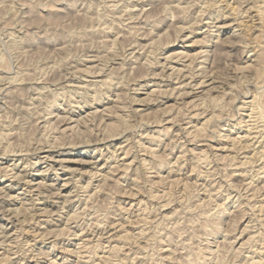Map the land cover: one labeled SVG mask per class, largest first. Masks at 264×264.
I'll return each mask as SVG.
<instances>
[{
    "label": "rangeland",
    "instance_id": "1",
    "mask_svg": "<svg viewBox=\"0 0 264 264\" xmlns=\"http://www.w3.org/2000/svg\"><path fill=\"white\" fill-rule=\"evenodd\" d=\"M263 7L264 0H0V264H85L88 256L86 264H103L114 245L110 264L264 261V78L254 67L264 53ZM143 213L148 232L137 238ZM129 225L134 236L125 243L117 236ZM95 242L104 249L94 252ZM85 245L91 250L80 257Z\"/></svg>",
    "mask_w": 264,
    "mask_h": 264
},
{
    "label": "bare ground",
    "instance_id": "2",
    "mask_svg": "<svg viewBox=\"0 0 264 264\" xmlns=\"http://www.w3.org/2000/svg\"><path fill=\"white\" fill-rule=\"evenodd\" d=\"M115 1H116V0H115ZM127 1H128V0H127ZM138 1H139V0H138ZM214 1H215V0H214ZM109 2H111V1H109ZM118 2H120V1H118ZM125 2H126V1H125ZM204 2H205V1H204ZM220 2H221V0H220ZM167 3H168V2H167ZM226 3H227V2H226ZM109 4H110V3H109ZM220 4H221V3H220ZM227 4H228V3H227ZM255 4H256V3H255ZM118 5H119V4H118ZM185 5H186V4H185ZM185 5H184V6L182 5V6L185 7ZM239 5H240V4H239ZM239 5H238V6H239ZM260 5H261V4H260ZM260 5H259V6H260ZM164 6H165V5H164ZM177 6H178V5H177ZM230 6H231V5H230ZM230 6H228V7H230ZM252 6H253V5H252ZM256 6H257V5H256ZM122 7H123V6H122ZM165 7H166V6H165ZM187 7H188V6H187ZM192 7H193V6H192ZM231 7L233 8V7H235V6H231ZM240 7H241V5H240ZM250 7H251V6H250ZM250 7H249V8H250ZM253 7H254V6H253ZM253 7H252V8H253ZM257 7H258V6H257ZM109 8H110V7H109ZM166 8H168V7H166ZM185 8H186V7H185ZM236 8H237V7H236ZM252 8H250V9H252ZM263 8H264V7H263ZM122 9H123V8H122ZM127 9H128V8H127ZM127 9H126V10H127ZM130 9H131V8H130ZM130 9H129V10H130ZM138 9H139V8H138ZM186 9H187V8H186ZM254 9H255V8H254ZM111 10H112V9H111ZM201 10H202V8H201ZM220 10H222V9H220ZM223 10H224V9H223ZM229 10H230V9H229ZM229 10H228V11H229ZM238 10H239V9H238ZM240 10H242V9H240ZM247 10H248V9H247ZM247 10H244V11H247ZM259 10H260V9H259ZM83 11H84V10H83ZM117 11H118V10H117ZM140 11L142 12V10H140ZM165 11H166V10H165ZM183 11H184V10H183ZM199 11H200V10H199ZM199 11H198V13H199ZM217 11H218V10H217ZM244 11H243V13H244ZM260 11L262 12V11H264V9H261ZM84 12H85V11H84ZM125 12H126V11H125ZM221 12H222V11H221ZM231 12H233V15H234V16H240V15H241V13H239V11H236V9H234V8L231 9ZM240 12H241V11H240ZM247 12H248V11H247ZM119 13H120V12H119ZM122 13H123V12H122ZM134 13H135V12H134ZM146 13H147V12H146ZM111 14H112V13H111ZM120 14H121V13H120ZM138 14H139V13H138ZM255 14H256V13H255ZM131 15H132V14H131ZM174 15H175V14H174ZM225 15H226V14H225ZM242 15L244 16V14H242ZM242 15H241V16H242ZM245 15H246V14H245ZM256 15H257V14H256ZM260 15L262 16L263 14H260ZM260 15H257L258 20L260 21V22L258 23L259 26L262 25V24L264 23V21H263V23H262V19H261ZM114 16H115V15L113 14V17H114ZM123 16H124V15H123ZM172 16H173V15H172ZM178 16H179V15H178ZM231 16H232V15H231ZM243 16H242V17H243ZM84 17H85V16H84ZM84 17H83V18H84ZM113 17H112V18H113ZM117 17H118V15H117ZM133 17H134V16H132V18H133ZM138 17H139V16H138ZM175 17H176V16H175ZM201 17H202V16H201ZM248 17H249V16H248ZM248 17H247V19H248ZM235 18H236V17H235ZM114 19H115V18H114ZM174 19H175V18H174ZM201 19H202V18H201ZM209 19H210V18H209ZM215 19L217 20V17H216ZM129 20H130V19H129ZM177 20H178V19H177ZM223 20H224V19H223ZM232 20H233V19H232ZM196 21H197V20H196ZM213 21H214V20H213ZM251 21H252V20H251ZM239 22H240V21H239ZM109 23H110V22H109ZM118 23H119V22H118ZM175 23H176V22H175ZM197 23H198V22H197ZM211 23H212V22H211ZM211 23H210V24H211ZM229 23H230V22H229ZM240 23H243L245 26H246V24H247L246 22H245V23L242 22V20H241ZM243 24H242V25H243ZM258 24H257V25H258ZM122 25H123V24H122ZM137 25H138V24H137ZM139 25H140V24H139ZM139 25H138V26H139ZM198 25H199V24H198ZM207 25H208V24H207ZM228 25H230V24H228ZM175 26H176V25H175ZM178 26H179V25H178ZM180 26H181V25H180ZM180 26H179V28H180ZM186 26H187V25H186ZM223 26H227V24H226V23H223V24H220V25H218V26L216 25V27H218V28H222ZM250 26H251V25H250ZM262 26H263V25H262ZM111 27H112V26H111ZM119 27H120V26H119ZM173 27H174V26H173ZM176 27H177V26H176ZM181 27H182V26H181ZM184 27H185V26H184ZM246 27H248V26H246ZM114 28H115V27H114ZM133 28H134V27H133ZM174 28H175V27H174ZM214 28H215V27H214ZM259 28H261V27H259ZM121 29H122V28H121ZM261 29H262V28H261ZM136 30H137V29H136ZM248 30H249V29H248ZM106 31H107V30H106ZM261 31H262V30H261ZM263 32H264V29H263ZM116 33H117V32H116ZM138 33H139V32H138ZM180 33H181V32H180ZM261 33H262V32H260V34H261ZM110 34H111V33H110ZM120 34H121V33H120ZM136 34H137V33H136ZM118 35H119V34H118ZM203 35H204V34H203ZM115 36H116V35H115ZM185 36H186V35H185ZM263 36H264V34H263ZM101 37H102V36H101ZM218 37H219V36H218ZM259 38H261L260 41H263V42H264V39H263L262 36L259 37ZM101 39H102V38H101ZM113 39H114V38H113ZM113 39H112V40H113ZM203 39H204V38H203ZM25 40H26V39H25ZM104 40H105V39H104ZM114 40H116V39H114ZM239 40H240V39H239ZM105 41H106V40H105ZM214 41H215V40H214ZM100 42H101V41H100ZM109 42H110V41H109ZM111 42H112V41H111ZM117 42H119V40H117ZM205 42H206V41H205ZM235 42H236V41H235ZM256 42H257V41H256ZM121 43H123V42H121ZM133 43H136V42L134 41ZM100 44H101V43H100ZM103 44H104V43H103ZM130 44H132V43H130ZM254 44H255V43H254ZM217 45H218V44H217ZM242 45H243V43H242ZM248 45H249V44H248ZM255 45H256V44H255ZM257 45H258V42H257ZM259 45H260V42H259ZM263 45H264V44H263ZM98 46H99V45H98ZM98 46H97V47H98ZM111 46H112V45H111ZM137 46H138V45H137ZM137 46H136V47H137ZM144 46H145V45H144ZM226 46H227V45H226ZM260 46H261V45H260ZM60 47H61V46H60ZM115 47H116V46H115ZM120 47H121V46H120ZM140 47H141V46H140ZM244 47H245V46H244ZM63 48H64V47H63ZM100 48H101V47H100ZM123 48H124V47H123ZM123 48H121V49H123ZM144 48H145V47H144ZM260 48H262V47H260ZM112 49H113V48H112ZM212 49H213V48H212ZM95 50H96V49H95ZM104 50H105V49H104ZM109 50H110V49H109ZM115 50H116V49H115ZM141 50H142V49H141ZM260 50L263 51L262 49H260ZM107 51H108V50H107ZM111 51H112V53H113V50H111ZM122 51H123V50H122ZM133 51H135V50H133ZM202 51H203V50H202ZM212 51H213V50H212ZM176 52H177V51H176ZM181 52H182V51H181ZM200 52H201V51H200ZM204 52H206V51H204ZM59 53H60V52H59ZM112 53H111V54H112ZM184 53H185V52H183V55H184ZM258 53H259V51H258ZM260 53H261V52H260ZM101 54H102V53H101ZM101 54H99V55L101 56ZM176 54H178V53H176ZM195 54H196V53H195ZM103 55H104V54H103ZM103 55H102V56H103ZM124 55H125V54H124ZM174 55H175V53H174ZM197 55H198V54H197ZM258 55H259V54H258ZM96 56H97V55H96ZM152 56H153V55H152ZM177 56H178V55H177ZM256 56H257V55H256ZM103 57H104V56H103ZM106 57H107V56H106ZM246 57H247V56H246ZM62 58H63V57H62ZM100 58H101V57H100ZM100 58H99V59H100ZM147 58H148V57H147ZM165 58H168V59H169V56H168V57L166 56ZM170 58H171V57H170ZM185 58H186V57H185ZM210 58H211V57H210ZM63 59H64V58H63ZM76 59H77V58H76ZM82 59H83V57H82ZM168 59H165V60H168ZM172 59H173V58H172ZM175 59H176V58H175ZM177 59H178V58H177ZM193 59H194V57H193ZM1 60H2V57H1ZM47 60H48V59H47ZM90 60H91V59H90ZM252 60H253V59H252ZM252 60H250V61H252ZM136 61H137V60H135V62H136ZM148 61H150V60H148ZM201 61H202V60H201ZM211 61H212V60H211ZM140 62H141V61H140ZM145 62H146V61H145ZM189 62H190V61H189ZM189 62H188L187 64H189ZM254 62H255V63H254L255 66H254V67H256L255 70H256V72H257V73H255V75L257 74L259 78H260V77H261V78H264V77L261 76V73L264 74V72H262V68L264 67V53H263V54L261 53V54L259 55V57L257 56V59L255 58V61H254ZM6 63H7V62H6ZM98 63H99V62H98ZM132 63H133V62H132ZM213 63H214V62H213ZM1 64H2V63H1ZM52 64H53V63H52ZM140 64H141V63H140ZM185 64H186V63H185ZM191 64H192V63H191ZM191 64H190V65H191ZM248 64H249V63H248ZM252 64H253V63H252ZM252 64H251V65H252ZM254 64H253V65H254ZM42 65H43V64H42ZM48 65H49V64H48ZM53 65H54V64H53ZM65 65H66V64H65ZM70 65H71V64H70ZM102 65H103V64H102ZM106 65H107V64H106ZM106 65H105V66H106ZM147 65H148V64H147ZM190 65H189V66H190ZM209 65H210V64H209ZM211 65H212V64H211ZM211 65H210V67H211ZM236 65H237V64H236ZM251 65H250L249 67H251ZM253 65H252V66H253ZM54 66L56 67V63H55ZM67 66H68V65H67ZM87 66H88V65H87ZM122 66H123V65H122ZM128 66H129V65H128ZM149 66H150V65H149ZM152 66H153V65H152ZM182 66H183V65H182ZM202 66H203V65H202ZM204 66H205V65H204ZM237 66H238V65H237ZM59 67H60V66H59ZM134 67H135V66H134ZM143 67H146V66H143ZM166 67H167V66H166ZM243 67H244V68H242V67H240V68L243 70V69H245L247 66H246V67L243 66ZM254 67H253V68H254ZM64 68H65V67H64ZM85 68H86V66H85ZM99 68H101V67H99ZM108 68H109V67H108ZM123 68H124V67H123ZM126 68H127V67H126ZM140 68H141V67H140ZM161 68H162V67H161ZM161 68H160V69H161ZM164 68H165V67H163V69H164ZM171 68L173 69L174 67H171ZM44 69H45V68H44ZM103 69H104V68H103ZM103 69H101V70H103ZM110 69H111V68H110ZM129 69L131 70V68H129ZM133 69H134V68H133ZM141 69H142V68H141ZM147 69H148V68H147ZM172 69H170V70H172ZM193 69H194V68H193ZM199 69H200V68H199ZM205 69H206V68H205ZM237 69H238V68H237ZM58 70H59V69H58ZM60 70H61V69H60ZM68 70H69V69H68ZM73 70H75V69H73ZM77 70H78V69H77ZM80 70H82V69L80 68ZM85 70H86V69H85ZM101 70H100V71H101ZM164 70H165V69H164ZM164 70H162V71H164ZM179 70H181V69H178V71H179ZM232 70H233V69H232ZM238 70H239V69H238ZM238 70H237V71H238ZM251 70H252V69H251ZM20 71H21V70H20ZM45 71H46V70H45ZM54 71H55V70H54ZM64 71H65V70H64ZM66 71H67V70H66ZM78 71H79V70H78ZM87 71H88V70H86V72H87ZM97 71H98V70H97ZM107 71H108V70H107ZM112 71H113V70H112ZM181 71H182V70H181ZM212 71H213V70H212ZM212 71H211V72H212ZM48 72H49V71H48ZM71 72H72V71H71ZM73 72H74V71H73ZM104 72H105V71H104ZM129 72H130V71H129ZM175 72H177L176 69H175ZM175 72H174V73H175ZM190 72H191V71H190ZM21 73H22V72H21ZM43 73H44V72H43ZM93 73H94V72H93ZM97 73H98V72H97ZM142 73H143V72H142ZM162 73H163V72H162ZM169 73H170L171 75H173V74L171 73V71H169L168 74H169ZM177 73H178V72H177ZM239 73H240V72H239ZM46 74H47V73H46ZM71 74H72V73H71ZM105 74H106V73H105ZM128 74H129V73H128ZM144 74H146V73H144ZM144 74H143V75H144ZM152 74H153V73H152ZM170 74H169V75H170ZM192 74H193V73H192ZM251 74H252V73H251ZM263 74H262V75H263ZM14 75H15V74H14ZM78 75H79V74H78ZM84 75H85V74H84ZM92 75H93V74H92ZM96 75H97V74H96ZM171 75H170V76H171ZM179 75H180V73H179ZM184 75H185V74H184ZM184 75H182V76L184 77ZM205 75H206V74H205ZM210 75H211V74H210ZM15 76H16V75H15ZM76 76H77V75H76ZM122 76H123V75H122ZM124 76H125V75H124ZM126 76H127V75H126ZM126 76H125V77H126ZM152 76H153V75H152ZM154 76H155V75H154ZM177 76H178V75H177ZM182 76H181V77H182ZM188 76H189V75H188ZM190 76H191V75H190ZM217 76H218V75H217ZM263 76H264V75H263ZM0 77H3V76H0ZM8 77H9V76H8ZM37 77H38V76H37ZM43 77H44V76H43ZM43 77H42V78H43ZM65 77H66V76H65ZM159 77H161V76H159ZM195 77H196V76H195ZM203 77H205V76H203ZM203 77H202V79H203ZM215 77H216V76H215ZM253 77H254V76H253ZM3 78H4V77H3ZM12 78H13V77H12ZM42 78H40V79H42ZM80 78H81V77H80ZM127 78H128V77H127ZM169 78H170V77H169ZM185 78H186V77H185ZM205 78H206V77H205ZM228 78H229V77H228ZM55 79H56V78H55ZM122 79H123V77L121 78V80H122ZM124 79H125V78H124ZM189 79L192 80L190 77H189ZM257 79H258V78H257ZM12 80H13V79H12ZM43 80H44V79H43ZM43 80H42V81H43ZM125 80H126V79H125ZM179 80H181V79H179ZM194 80H195V79H194ZM227 80H228V79H227ZM227 80H226V81H227ZM237 80H238V79H237ZM246 80H247V79H246ZM249 80H250V79H249ZM255 80H256V79H255ZM258 80H259V79H258ZM260 80H261V79H260ZM262 80H263V79H262ZM75 81H76V80H75ZM95 81H96V80H95ZM107 81H109L108 84H110L111 79H110V80H107ZM114 81H115V80H114ZM200 81H201V79H200ZM202 81H203V80H202ZM215 81H216V80H215ZM222 81H223V80H222ZM239 81H240V80H239ZM244 81H245V80H244ZM253 81H254V80H253ZM263 81H264V80H263ZM45 82H46V81H45ZM96 82H97V81H96ZM100 82H101V81H100ZM104 82H106V81H104ZM104 82H103V84H104ZM188 82L190 83L189 80H188ZM247 82H248V81H247ZM0 83H1V82H0ZM19 83H21V82H19ZM22 83H23V82H22ZM71 83H72V82H71ZM71 83H70V84H71ZM164 83H165V82H164ZM262 83H263V82H262ZM67 84H69V83H67ZM88 84H89V83H88ZM103 84H102V85H103ZM111 84H112V83H111ZM111 84H110V85H111ZM123 84H124V83H123ZM183 84H186V83H183ZM195 84H196V82H195ZM199 84H200V83H199ZM199 84H198V85H199ZM204 84H205V83H204ZM204 84H202V85H204ZM245 84H246V83H245ZM260 84H261V83H260ZM99 85H100V84H99ZM99 85H98V86H99ZM110 85H108V86H110ZM119 85H120V84H119ZM178 85H180V84H178ZM186 85H187V84H186ZM217 85H218V84H217ZM230 85H231V84H230ZM232 85H233V84H232ZM95 86H96V85H95ZM181 86H182V85H181ZM187 86H188V85H187ZM199 86H200V85H199ZM92 87H93V86H92ZM105 87H106V86H105ZM111 87H112V86H111ZM179 87H180V86H179ZM61 88H62V87H61ZM101 88H102V87H101ZM103 88H104V86H103ZM118 88H119V87H118ZM194 88H195V86H194ZM237 88H238V87H237ZM246 88H247V87H246ZM40 89H41V88H40ZM170 89H171V88H170ZM209 89L211 90V88H209ZM79 90H80V89H79ZM93 90H94V89H93ZM93 90H92V92H93ZM99 90H100V89H99ZM152 90H153V89H152ZM160 90H161V89H160ZM184 90H185V89H184ZM207 90H208V89H207ZM44 91H45V90H44ZM57 91H58V90H57ZM74 91H75V90H74ZM101 91H102V90H101ZM166 91H167V90H166ZM36 92H37V91H36ZM53 92H54V91H53ZM61 92H62V91H61ZM81 92H82V90H81ZM84 92H86V91H84ZM98 92H99V91H98ZM164 92H165V91H164ZM186 92H187V91H186ZM209 92H210V91H209ZM245 92H246V91H245ZM31 93H32V92H31ZM43 93H44V92H43ZM96 93H97V91H96ZM100 93H101V92H100ZM121 93H122V92H121ZM182 93L184 94L183 91H182ZM182 93H181V94H182ZM189 93H190V92L185 93V94L188 95ZM224 93H225V92H224ZM228 93H229V92H228ZM230 93H233V92H230ZM243 93H244V92H243ZM257 93H258V92H257ZM55 94H56V93H55ZM67 94H68V93H67ZM92 94H93V93H92ZM94 94H95V93H94ZM97 94H98V93H97ZM103 94H104V93H103ZM161 94H162V92H161ZM181 94H179V95H181ZM183 94H182L181 96H183ZM204 94H205V93H204ZM212 94H213V93H212ZM114 95H115V94H114ZM116 95H117V94H116ZM214 95H215V94H214ZM222 95H223V94H222ZM232 95H233V94H232ZM243 95H245V94H243ZM254 95H255V94H254ZM254 95H253V96H254ZM57 96H58V95H57ZM83 96H84V94H83ZM97 96H98V95H97ZM181 96H180V97H181ZM228 96H229V95H228ZM2 97H3V96H2ZM45 97H46V96H45ZM59 97H60V96H59ZM70 97H71V96H70ZM91 97H92V100H93V101H97L96 94H95V95H92ZM229 97H230V96H229ZM235 97H236V96H235ZM30 98H31V97H30ZM82 98H83V97H82ZM254 98H255V96H254ZM68 99H69V98H68ZM132 99H133V98H132ZM191 99H193V98H191ZM203 99H204V98H203ZM209 99H210V98H209ZM211 99H212V101H213V98H211ZM219 99H220V98H219ZM27 100H28V99H27ZM29 100H30V99H29ZM45 100H46V99H45ZM48 100H49V99H48ZM84 100H85V99H84ZM90 100H91V99H90ZM119 100H120V99H119ZM205 100H206V99H205ZM214 100H215V98H214ZM216 100H217V99H216ZM227 100H228V99H227ZM229 100H230V99H229ZM236 100H237V99H236ZM254 100H255V99H254ZM256 100H257V99H256ZM256 100H255V101H256ZM30 101H31V100H30ZM49 101H50V100H49ZM207 101H208V100H207ZM225 101H226V100H225ZM259 101H260V99H259ZM261 101H262V100H261ZM79 102H80V101H79ZM192 102H193V101H192ZM195 102H196V101H195ZM203 102H204V100H203ZM203 102H202V104H203ZM210 102H211V101H210ZM217 102H218V101H217ZM217 102H216V103H217ZM231 102H232V101H231ZM246 102H247V101H246ZM253 102H254V101H253ZM253 102L250 100V102H249L250 105H252ZM56 103H57V102H56ZM87 103H88V102H87ZM89 103H90V102H89ZM89 103H88V104H89ZM121 103H122V102H121ZM189 103H190V102H189ZM197 103H198V102H197ZM218 103H219V102H218ZM222 103H224V102H222ZM243 103H244V102H243ZM256 103H257V102H256ZM260 103H261V102H260ZM262 103H263V101H262ZM37 104H38V103H37ZM42 104H43V103H42ZM60 104H61V103H60ZM207 104H208V103H207ZM209 104H210V103H209ZM48 105H49V104H48ZM69 105H70V104H69ZM127 105H128V104H127ZM127 105H126V106H127ZM203 105H204V104H203ZM240 105H241V104H240ZM253 105H254V104H253ZM253 105H252V106H253ZM255 105H256V104H255ZM259 105H260V104H259ZM262 105H263V104H262ZM80 106H81V105H80ZM90 106H91V105H90ZM112 106H113V105H112ZM124 106H125V105H124ZM256 106H257V105H256ZM34 107H35V106H34ZM110 107H111V106H110ZM113 107H114V106H113ZM121 107H122V106H121ZM220 107H222V105H220ZM0 108H1V107H0ZM28 108H29V107H28ZM49 108H50V107H49ZM68 108H69V107H68ZM114 108H115V107H114ZM117 108H118V107H117ZM122 108H123V107H122ZM122 108H121V109H122ZM197 108H198V107H197ZM237 108H238V107H237ZM249 108H250V107H249ZM251 108H252V107H251ZM253 108H256V107H253ZM253 108L251 109V111L253 110ZM34 109H35V108H34ZM106 109H107V108H106ZM112 109H113V108H112ZM208 109H209V108H208ZM221 109H222V108H221ZM256 109H257V108H256ZM256 109L253 111V115H252L254 121H257V120L260 119V118H259L260 116H258V112H259V111H256ZM0 110H1V109H0ZM30 110H31V109H30ZM82 110H83V109H82ZM95 110H96V109H95ZM113 110H114V109H113ZM205 110H207V109H205ZM257 110H258V109H257ZM35 111H36V110H35ZM97 111H98V110H97ZM91 112H94V110L91 111ZM185 112H186V111H185ZM195 112H196V111H195ZM201 112H202V111H201ZM211 112H213V111H211ZM220 112H221V111H220ZM224 112H225V111H224ZM226 112H227V111H226ZM77 113H78V112H77ZM107 113H108V112H107ZM186 113H187V112H186ZM202 113H203V112H202ZM218 113H219V112H218ZM250 113H252V112H250ZM259 113L261 114V112H259ZM47 114H48V113H47ZM65 114H66V113H65ZM116 114H117V113H116ZM119 114H120V113H119ZM119 114H118V115H119ZM184 114H185V113H184ZM184 114H183V115H184ZM192 114H193V113H192ZM203 114H204V113H203ZM206 114H207V113H206ZM211 114H212V113H211ZM36 115H37V114H36ZM41 115H42V114H41ZM41 115H39V116H41ZM77 115H78V114H77ZM84 115H85V114H84ZM122 115H123V114H122ZM181 115H182V114H181ZM183 115H182V117H183ZM199 115H201V114H199ZM207 115H208V114H207ZM212 115H213V114H212ZM217 115H218V114H217ZM226 115H227V114H226ZM48 116H49V115H48ZM62 116H63V115H62ZM66 116H67V115H66ZM87 116L89 117V115H87ZM90 116H91V115H90ZM93 116H94V115H93ZM176 116H177V115H176ZM219 116H220V115H219ZM25 117H26V116H25ZM64 117H65V115H64ZM68 117H69V116H68ZM80 117H81V116H80ZM80 117H78V118H80ZM85 117H86V116H85ZM130 117H131V116H130ZM177 117H178V116H177ZM185 117H186V116H185ZM200 117H201V116H200ZM233 117H234V115H233ZM4 118H5V117H4ZM29 118H30V117H29ZM53 118H54V117H53ZM59 118H60V116H59ZM61 118H62V117H61ZM61 118H60V119H61ZM69 118H70V117H69ZM69 118H68V119H69ZM92 118H93V117H92ZM121 118H122V117H121ZM121 118H120V119H121ZM123 118H125V117L123 116ZM190 118H191V117H190ZM213 118H214V117H213ZM218 118H219V117H218ZM222 118H223V117H222ZM228 118H229V116H228ZM258 118H259V119H258ZM262 118H263V117H262ZM0 119H1V118H0ZM19 119H20V118H18V120H19ZM66 119H67V118H66ZM68 119H67V120H68ZM76 119H77V118H76ZM76 119H75V120H76ZM80 119L82 120V117H81ZM86 119H87V118H86ZM114 119H115V118H114ZM118 119H119V118H118ZM120 119H119V120H120ZM250 119H251V118H250ZM54 120H55V119H54ZM71 120H72V119H71ZM71 120H70V122H71ZM73 120H74V119H73ZM75 120H74V121H75ZM81 120H80V121H81ZM103 120H104V119H103ZM210 120H211V118H210ZM5 121H6V120H5ZM19 121H20V120H19ZM37 121H39V120H37ZM62 121H63V120H60V122H62ZM68 121H69V120H68ZM83 121H84V120H83ZM83 121H82V122H83ZM85 121H86V120H85ZM93 121H94V120H93ZM110 121H111V120H110ZM115 121H117V120H115ZM121 121L123 122V120H121ZM177 121H178V120H177ZM184 121H185V120H184ZM250 121H251V120H250ZM252 121H253V120H252ZM260 121H261V119H260ZM263 121H264V120H263ZM60 122H59V123H60ZM66 122H67V121H66ZM91 122H92V119H91ZM105 122H106V121H105ZM118 122H119V121H118ZM118 122H117V123H118ZM261 122H262V121H261ZM1 123H3V122H1ZM62 123H63V122H62ZM99 123H100V122H99ZM114 123H115V122H114ZM114 123H112L113 125L110 124V125H112L111 128L114 129L113 131L117 130V124H116V123L114 124ZM119 123H121V122H119ZM161 123H162V122H161ZM255 123H256V122H255ZM263 123H264V122H263ZM263 123H262V124H263ZM35 124H36V123H35ZM43 124H44V123H43ZM49 124H50V123H49ZM76 124H78V123H76ZM79 124H80V123H79ZM79 124H78V126H79ZM82 124H83V123H82ZM86 124H87V123H86ZM126 124H127V123H126ZM126 124H125V125H126ZM22 125H23V124H22ZM60 125H61V124H60ZM98 125H99V124H98ZM98 125H97V126H98ZM229 125H231V124H229ZM257 125H258V123H257ZM10 126H11V125H10ZM42 126H43V125H42ZM45 126H46V125H45ZM87 126H88V125H87ZM87 126H86V127H87ZM119 126H120V125H119ZM121 126H122V125H121ZM204 126H205V125H204ZM204 126H202L203 128L200 126L201 129H204ZM261 126H262V125H261ZM38 127H39V126H38ZM43 127H44V126H43ZM51 127H52V126H51ZM53 127H54V126H53ZM69 127H70V126H69ZM80 127H81V126H80ZM108 127H109V126L107 125V129H108ZM169 127H170V126H169ZM169 127H168V128H169ZM180 127H181V126H180ZM193 127H195V126H193ZM197 127H199V126H197ZM221 127H222V126H221ZM254 127H255V126H254ZM18 128H19V127H18ZM44 128H45V127H44ZM57 128H58V127H57ZM63 128H64V127H63ZM75 128H76V127H75ZM88 128H89V127H88ZM102 128H105V127H102ZM133 128H134V127H133ZM168 128H167V129H168ZM217 128H218V127H217ZM257 128H258V127H257ZM3 129H4V128H3ZM71 129H72V128H71ZM109 129H110V128H109ZM124 129H125V127H124ZM220 129H221V128H220ZM222 129H223V128H222ZM49 130H50V129H49ZM64 130H65V129H64ZM69 130H70V129H69ZM74 130H75V129H74ZM98 130H99V129H98ZM195 130H199V129H198V128H195ZM256 130L259 131V133H261V132L263 131V128H259V129H256ZM15 131H17V130H15ZM39 131H40V130H39ZM62 131H63V130H62ZM104 131H105V130H104ZM111 131H112V130H111ZM111 131H110V132H111ZM156 131H157V130H156ZM186 131H187V130H186ZM1 132H2V131H1ZM45 132H46V131H45ZM63 132H64V131H63ZM80 132H81V131H80ZM91 132H92V131H91ZM118 132H119V131H118ZM164 132H165V131H164ZM188 132H189V131H188ZM194 132H195V131H194ZM9 133H11V132H9ZM42 133H43V132H42ZM61 133H62V132H61ZM66 133H68V132H66ZM66 133H65V134H66ZM70 133H71V132H70ZM72 133H73V132H72ZM81 133H82V132H81ZM97 133H98V131H97ZM108 133H109V132H108ZM114 133H116V131H115ZM159 133H160V132H159ZM183 133H184V132H183ZM192 133H193V132H192ZM198 133L200 134V131H198ZM6 134H7V133H6ZM119 134H120V133H119ZM178 134H179V133H178ZM205 134H206V133H205ZM14 135H15V134H14ZM72 135H73V134H72ZM101 135H102V134H101ZM110 135H111V134H110ZM142 135H144V134H142ZM207 135H208V134H207ZM251 135H252V134H251ZM260 135H261V134H260ZM42 136H43V135H42ZM44 136H45V135H44ZM47 136H48V134H47ZM52 136H53V135H52ZM68 136H70V135H68ZM74 136H75V135H74ZM139 136H140V135H139ZM147 136H149V135H147ZM164 136H165V135H164ZM202 136H203V135H202ZM222 136H223V135H222ZM224 136H225V135H224ZM253 136H254V135H253ZM255 136L257 137V134H255ZM82 137H83V136H82ZM93 137H94V136H93ZM109 137H110V136H109ZM145 137H146V136H145ZM179 137H180V136H179ZM237 137H238V136H237ZM246 137H247V136H246ZM250 137H251V136H250ZM258 137H259V136H258ZM260 137H261V136H260ZM55 138H56V137H55ZM104 138H105V137H104ZM106 138H107V137H106ZM192 138H193V137H192ZM195 138H196V137H195ZM244 138H245V137H244ZM248 138H249V137H248ZM261 138H262V137H261ZM3 139H4V138H3ZM5 139H6V138H5ZM77 139H80V138L77 137ZM81 139H82V138H81ZM96 139H97V138H96ZM99 139H100V138H99ZM149 139H150V138H149ZM232 139H233V138H232ZM82 140H83V139H82ZM100 140H101V139H100ZM185 140H186V139H185ZM36 141H37V140H36ZM45 141H46V140H45ZM57 141H58V140H57ZM77 141H78V140H77ZM83 141H84V140H83ZM85 141H86V140H85ZM89 141H90V140H89ZM93 141H94V140H93ZM97 141H98V140H97ZM59 142H60V141H59ZM249 142H250V141H249ZM7 143H8V142H7ZM9 143H10V142H9ZM80 143H82V142H80ZM88 143H89V142H88ZM134 143H135V142H134ZM171 143H172V142H171ZM189 143H190V142H189ZM204 143H205V142H204ZM247 143H248V142H247ZM260 143H261V142H260ZM47 144H48V143H47ZM53 144H54V143H53ZM53 144H52V145H53ZM58 144H59V143H58ZM58 144H57V146H58ZM62 144H63V143H62ZM78 144H79V143H78ZM83 144H84V143H83ZM85 144H86V143H85ZM141 144H142V143H141ZM236 144H237V143H236ZM242 144H243V143H242ZM245 144H246V143H245ZM262 144H263V143H262ZM6 145H7V144H6ZM251 145H252V144H251ZM259 145H260V144H259ZM263 145H264V144H263ZM207 146H208V145H207ZM6 147H7V146H6ZM167 147H168V145H167ZM233 147H234V146H233ZM235 147H236V146H235ZM48 148H49V147H48ZM141 148H142V147H141ZM152 148H153V147H152ZM164 148H165V147H164ZM186 148H187V147H186ZM211 148H212V146H211ZM215 148L217 149V146H216ZM230 148H232V147H230ZM230 148H229V149H230ZM240 148H241V147H240ZM259 148H260V147H259ZM7 149H8V148H7ZM52 149H53V148H52ZM120 149H121V148H120ZM150 149H151V148H150ZM165 149H166V148H165ZM168 149H169V147H168ZM234 149H235V148H234ZM238 149H239V148H238ZM243 149H244V148H243ZM263 149H264V147H263ZM12 150H13V149H12ZM36 150H37V149H36ZM46 150H47V149H46ZM113 150H114V149H113ZM188 150H189V149H188ZM259 150H260V149H259ZM3 151H4V150H3ZM25 151H26V150H25ZM152 151H153V150H152ZM154 151H155V150H154ZM244 151H245V150H244ZM199 152H200V151H199ZM240 152H241V151H240ZM253 152H254V151H253ZM28 153H29V152H28ZM238 153H239V152H238ZM259 153H260V152H259ZM259 153H258V154H259ZM128 154H129V153H128ZM151 154L154 155V153H151ZM165 154H166V153H165ZM165 154H164V155H165ZM198 154H199V153H198ZM208 154H209V153H208ZM217 154H218V153H216V155H217ZM263 154H264V150H263ZM149 155H150V154H149ZM153 155H152V156H153ZM167 155H168V154H167ZM211 155H212V154H211ZM225 155H226V154H225ZM251 155H252V154H251ZM259 155H261V154H259ZM157 156H158V155H157ZM161 156H162V155H161ZM168 156H169V155H168ZM183 156H184V155H183ZM219 156H220V155H219ZM245 156H246V155H245ZM249 156H250V155H249ZM46 157H47V156H46ZM169 157H170V156H169ZM200 157H201V156H200ZM220 157H221V156H220ZM223 157H224V156H223ZM232 157H233V156H232ZM109 158H110V157H109ZM165 158H166V157H165ZM191 158H192V157H191ZM210 158H211V157H210ZM221 158H222V157H221ZM221 158H220V160H221ZM250 158H251V156H250ZM254 158H255V157H254ZM254 158H253V159H254ZM55 159H56V158H55ZM113 159H114V158H113ZM158 159H159V157H158ZM161 159H162V158H161ZM167 159H168V158H167ZM200 159H201V158H200ZM203 159H206V155H205V154L202 155V160H203ZM255 159H256V158H255ZM258 159H259V158H258ZM209 160H210V159H209ZM260 160H261V159H260ZM56 161H57V160H56ZM161 161H163V160H161ZM161 161H160V162H161ZM175 161H176V160H175ZM175 161H174V162H175ZM180 161H181V160H180ZM222 161H223V160H222ZM233 161H234V159H233ZM242 161H244V160H242ZM249 161H250V160H249ZM25 162H26V161H25ZM155 162H156V161H155ZM163 162L166 163L165 160H164ZM203 162H204V161H203ZM215 162H217V161H215ZM218 162H219V161H218ZM228 162H229V161H228ZM245 162H247V161H245ZM114 163H115V162H114ZM144 163H145V162H144ZM146 163H147V162H146ZM224 163H226V162H224ZM241 163H242V162H241ZM243 163H244V162H243ZM250 163H251V162H250ZM59 164H60V163H59ZM59 164H58V165H59ZM148 164H149V163H148ZM153 164H154V163H153ZM157 164H158V162H157ZM162 164H163V163H159L158 165H160V167H161ZM169 164H170V163H169ZM175 164H176V163H175ZM149 165H150V164H149ZM167 165H168V164H167ZM210 165H211V164H210ZM238 165H239V164H238ZM247 165H248V164H247ZM249 165H250V164H249ZM251 165H252V164H251ZM254 165H255V164H254ZM151 166H152V165H151ZM153 166H154V165H153ZM179 166H180V165H179ZM182 166H183V165H182ZM259 166H260V165H259ZM7 167H8V166H7ZM122 167L124 168L125 166L123 165ZM157 167H158V166H157ZM184 167H185V166H184ZM204 167H205V166H204ZM227 167H228V166H227ZM231 167H232V166H231ZM262 167H263V166H262ZM52 168H53V167H52ZM109 168H110V167H109ZM116 168H117V167H116ZM119 168H120V167H119ZM126 168H127V167H126ZM145 168H147V167H145ZM192 168H193V167H192ZM192 168H190V170H191ZM221 168H223V167H221ZM239 168H240V167H239ZM11 169H12V168H11ZM49 169H50V168H49ZM129 169H130V168H129ZM212 169H213V168H212ZM111 170H112V169H111ZM124 170H125V169H124ZM136 170H137V169H136ZM136 170H135V171H136ZM190 170H189V171H190ZM109 171H110V170H109ZM192 171H193V170H192ZM192 171H191V172H192ZM197 171H198V170H197ZM199 171H200V170H199ZM183 172H184V171H183ZM208 172H210V171H208ZM208 172H207V173H208ZM212 172H213V171H212ZM224 172H225V171H224ZM249 172H250V171H249ZM263 172H264V169H263ZM7 173H8V172H7ZM25 173H26V172H25ZM56 173H57V172H56ZM99 173H100V172H99ZM110 173H111V172H110ZM113 173H114V172H113ZM124 173H125V172H124ZM166 173H167V172H166ZM207 173H206V174H207ZM222 173H223V172H222ZM105 174H106V173H105ZM189 174H190V173H189ZM212 174H213V173H212ZM217 174H218V173H217ZM6 175H7V174H6ZM229 175H230V174H229ZM229 175H228V177H229ZM239 175H240V174H239ZM19 176H20V175H19ZM104 176H105V175H104ZM121 176H122V175H121ZM184 176H185V175H184ZM200 176H202V175H200ZM206 176H207V175H206ZM230 176H231V175H230ZM257 176H258V175H257ZM105 177H106V176H105ZM136 177H137V176H136ZM159 177H160V176H159ZM162 177H163V176H162ZM166 177H167V176H166ZM209 177H210V176H209ZM212 177H213V176H212ZM224 177H225V176H224ZM250 177H251V176H250ZM106 178H107V177H106ZM119 178H120V177H119ZM131 178H132V177H131ZM157 178H158V177H157ZM177 178H178V177H177ZM187 178H188V177H186V179H187ZM255 178H256V177H255ZM21 179H22V178H21ZM221 179H222V178H221ZM24 180H25V179H24ZM104 180H105V179H104ZM159 180H161V179L159 178ZM222 180H223V179H222ZM101 181H102V180H101ZM131 181H132V180H131ZM166 181H167V180H166ZM181 181H182V180H181ZM192 181H193V180H192ZM245 181H246V180H245ZM62 182H63V181H62ZM118 182H119V181H118ZM135 182H136V180L134 181V183H135ZM152 182H153V181H152ZM152 182H151V183H152ZM171 182H172V181H171ZM184 182H185V181H184ZM184 182H183V183H184ZM216 182H217V181H216ZM239 182H240V181H239ZM247 182H248V181H247ZM251 182H252V181H251ZM160 183H161V182H159V184H160ZM169 183H170V182H169ZM186 183H187V182H186ZM232 183H233V182H232ZM242 183H243V182H242ZM41 184H43V183H41ZM45 184H46V183H45ZM86 184H87V183H86ZM163 184H164V182H163ZM239 184H241V183H239ZM248 184L251 185V183H248ZM62 185H63V184H62ZM65 185H66V184H65ZM99 185H100V184H99ZM101 185H103V184H101ZM145 185H146V184H145ZM170 185H172V183H171ZM186 185H187V184H186ZM186 185H185V186H186ZM253 185H254V184H253ZM253 185H251V186H253ZM259 185H260V184H259ZM89 186H90V184H89ZM128 186H129V185H128ZM132 186H133V185H132ZM173 186H174V185H173ZM173 186H172V187H173ZM175 186H176V184H175ZM177 186H178V185H177ZM183 186H184V185H182V188H183ZM200 186H201V185H200ZM210 186H211V185H210ZM251 186H250V188L253 189V187H251ZM97 187H98V186H97ZM97 187H96V188H97ZM99 187H101V186H99ZM123 187H124V186H123ZM129 187H130V186H129ZM167 187H168V186H167ZM188 187H189V185H188ZM190 187H191V186H190ZM235 187H236V186H235ZM262 187H263V188H262ZM262 187H261V188L264 189V186H263V185H262ZM60 188H61V187H60ZM142 188H143V187H142ZM175 188H176V187H175ZM211 188H212V187H211ZM232 188H234V187H232ZM236 188H237V187H236ZM256 188H257V187H256ZM256 188H255V189H256ZM138 189H139V188H138ZM148 189H149V188H148ZM178 189H179V188H178ZM187 189H188V188H187ZM187 189H186V190H187ZM191 189H193V188L191 187ZM218 189H219V188H218ZM97 190H98V188H97ZM108 190H109V189H108ZM135 190H136V189H135ZM164 190H165V189H164ZM227 190H228V189H227ZM235 190H236V189H235ZM239 190H240V189H239ZM98 191L100 192V190H98ZM193 191H194V190H193ZM208 191H209V190H208ZM213 191H214V190H213ZM215 191H216V190H215ZM242 191H243V190H242ZM259 191H260V190H259ZM48 192H49V191H48ZM55 192H56V191H55ZM57 192H58V191H57ZM92 192H93V191H92ZM153 192H154V191L151 190V193H153ZM211 192H212V191H211ZM250 192H251V191H250ZM257 192H258V190H257ZM257 192H255V193L258 194ZM89 193H90V192H89ZM123 193H124V192H123ZM135 193H136V192H135ZM135 193H134V194H135ZM141 193H142V192H141ZM146 193H147V191H146ZM155 193H156V192H155ZM209 193H210V192H209ZM253 193H254V192H253ZM3 194H4V193H3ZM3 194H2V195H3ZM49 194H50V193H49ZM126 194H127V193H126ZM132 194H133V193H132ZM171 194H172V193H171ZM178 194H180V192H179ZM211 194H213V193H211ZM225 194H226V193H225ZM259 194H260V193H259ZM86 195H87V194H86ZM156 195H157V194H156ZM156 195H155V196H156ZM163 195H164V194H163ZM165 195H166V194H165ZM168 195H169V193H168ZM180 195H181V194H180ZM186 195H187V193H186ZM44 196H45V195H44ZM96 196H97V195H96ZM137 196H138V195H137ZM206 196H207V195H206ZM97 197H98V196H97ZM107 197H108V196H107ZM153 197H154V196H153ZM157 197H158V196H157ZM165 197H166V196H165ZM243 197H244V196H243ZM262 197H263V196H262ZM8 198H9V196H8ZM86 198H87V197H86ZM92 198H93V196H92ZM147 198H148V197H147ZM159 198H160V197H159ZM161 198H162V197H161ZM166 198H167V197H166ZM209 198H210V196H209ZM229 198H230V197H229ZM233 198H234V197H233ZM79 199H80V198H79ZM88 199H89V198H88ZM95 199H96V198H95ZM150 199H151V198H150ZM167 199H168V198H167ZM169 199H171V198L169 197ZM180 199H181V198H180ZM210 199L212 200V198H210ZM250 199H251V198H250ZM250 199H249V200H250ZM133 200H134V199H133ZM139 200H140V199H139ZM153 200H154V199H153ZM197 200H198V199H197ZM254 200H255V199H254ZM91 201H92V200H91ZM140 201H141V200H140ZM174 201H175V200H174ZM186 201H187V200H186ZM190 201H191V200H190ZM167 202H168V201H167ZM239 202H240V201H239ZM56 203H57V202H56ZM62 203H63V202H62ZM84 203H85V202H84ZM160 203H161V202H160ZM232 203H233V201H232ZM117 204H118V203H117ZM240 204H241V203H240ZM243 204H244V203H243ZM261 204H262V203H261ZM79 205H80V204H79ZM194 205H195V204H194ZM221 205H222V204H221ZM91 206H92V205H91ZM143 206H144V205H143ZM167 206H168V205H167ZM187 206H188V205H187ZM196 206H197V205H196ZM198 206H199V205H198ZM219 206H220V205H219ZM219 206H218V207H219ZM260 206H261V205H260ZM117 207H118V206H117ZM164 207H165V206H164ZM216 207H217V206H216ZM218 207H217V208H218ZM244 207H245V206H244ZM263 207H264V206H263ZM16 208H17V207H16ZM24 208H25V207H24ZM26 208H27V207H26ZM86 208H87V207H86ZM122 208H124V207H122ZM129 208H131V207H129ZM175 208H176V207H175ZM196 208H197V207H196ZM258 208H259V206H258ZM7 209H8V208H6V210H7ZM44 209H45V208H43L42 210H44ZM59 209H60V208H59ZM119 209H120V208H119ZM193 209H195V208H193ZM193 209H191V211H192ZM200 209H201V208H200ZM244 209H245V208H244ZM25 210H26V209H25ZM55 210H56V209H55ZM63 210H64V209H63ZM122 210H123V209H122ZM146 210H147V209H146ZM153 210H154V209H153ZM155 210H157V209H155ZM160 210H161V209H160ZM168 210H169V209H168ZM178 210H179V209H178ZM196 210H197V209H196ZM260 210H261V209H260ZM262 210H263V209H262ZM31 211H32V210H31ZM95 211H96V210H95ZM150 211H151V210H150ZM224 211H225V210H224ZM251 211H252V210H251ZM251 211H250V212H251ZM28 212H29V211H28ZM93 212H94V211H93ZM115 212H116V211H115ZM127 212H128V211H127ZM174 212H175V211H174ZM207 212H208V211H207ZM263 212H264V210H263ZM7 213H8V212H7ZM19 213H20V212H19ZM73 213H74V212H73ZM73 213H72V214H73ZM153 213H154V212H153ZM155 213H156V212H155ZM178 213H179V212H178ZM216 213H217V212H216ZM240 213L242 214V211H240ZM244 213H245V212H243V214H244ZM20 214H21V213H20ZM20 214H19V216H20ZM32 214H33V213H32ZM36 214H37V213H36ZM42 214H43V213H42ZM45 214H46V212H45ZM103 214H104V213H103ZM170 214H172V213H170ZM213 214H214V213H213ZM220 214H221V213H220ZM241 214H240V216H241ZM243 214H242V216H243ZM255 214H256V213H255ZM258 214H259V213H258ZM13 215H15V214H13ZM69 215H71V214H69ZM83 215H84V214H83ZM136 215H137V214H136ZM180 215H181V214H180ZM259 215H260V214H259ZM29 216H30V215H29ZM33 216H34V215H33ZM33 216H32V217H33ZM75 216H76V215H75ZM91 216H92V215H91ZM101 216H102V215H101ZM129 216H130V215H129ZM163 216H164V214H163ZM185 216H186V215H185ZM204 216H205V215H204ZM208 216H211V215H210V214L208 215V213H207V217H208ZM242 216H241V217H242ZM244 216H245V215H244ZM32 217H31V218H32ZM70 217H71V216H70ZM99 217H100V216H99ZM120 217H121V216H120ZM156 217H157V216H156ZM172 217H173V215H172ZM207 217H206V218H207ZM213 217H214V216H213ZM9 218H10V217H9ZM88 218H89V217H88ZM210 218H212V216H211ZM22 219H23V218H22ZM74 219H75V218H74ZM133 219H134V218H133ZM138 219H139L138 222H137L138 224L136 223L138 226H135L136 230L138 229V233L136 234V235H137V238H138V237L145 236L146 233L148 232V231H147V229H148V228H147L148 220H147V218H146V214L143 213V215H141L140 218H138ZM240 219H241V218H240ZM102 220H103V219H102ZM127 220H128V219H127ZM129 220H130V219H129ZM174 220H175V219H174ZM182 220H183V219H182ZM258 220H259V219H258ZM29 221H30V220H29ZM79 221H80V220H79ZM94 221H95V220H94ZM132 221H134V220H132ZM152 221H153V220H152ZM171 221H172V220H171ZM200 221H201V220H200ZM204 221H205V220H204ZM20 222H21V221H20ZM185 222H186V221H185ZM254 222H255V221H254ZM64 223H65V222H64ZM101 223H102V222H101ZM128 223H129V222H128ZM130 223H131V222H130ZM160 223H161V222H160ZM160 223H159V224H160ZM215 223H217V222H215ZM66 224H67V223H66ZM92 224H93V223H92ZM124 224H125V223H124ZM159 224H158V226H159ZM246 224H247V223H246ZM72 225H73V224H72ZM86 225H87V224H86ZM109 225H110V224H109ZM112 225H113V224H112ZM152 225H153V224H152ZM165 225H166V224H165ZM173 225H174V224H173ZM180 225H181V224H180ZM191 225H192V224H191ZM76 226H77V225H76ZM119 226H120V225H119ZM158 226H157V227H158ZM160 226H161V225H160ZM174 226H175V225H174ZM199 226H201V225H199ZM211 226H212V225H211ZM216 226H217V224H216ZM248 226H249V225H248ZM60 227H61V226H60ZM65 227H67V226H65ZM170 227H171V226H170ZM63 228H64V227H63ZM67 228H68V227H67ZM131 228H132V227H131L130 225H129V226H125V227L122 226L120 237H119V236H117V237H118L119 239L121 238V240L125 241V243H126V241L130 240V236H131V235H129V234H132V233H128V232L131 230ZM172 228H173V227H172ZM174 228H175V227H174ZM214 228H215V226H214ZM251 228H252V227H251ZM47 229H48V228H47ZM56 229H57V228H56ZM113 229H114V228H113ZM117 229H118V228H117ZM133 229H134V228H133ZM133 229H132V230H133ZM170 229H171V228H170ZM215 229H216V228H215ZM59 230H60V229H59ZM59 230H58V231H59ZM65 230H66V229H65ZM65 230H63V231H65ZM132 230H131V231H132ZM157 230H158V229H157ZM203 230H204V228H203ZM205 230H206V229H205ZM217 230H218V229H217ZM25 231H26V230H25ZM51 231H52V230H51ZM53 231H54V230H53ZM60 231H62V230H60ZM68 231H69V230H68ZM87 231H88V230H87ZM146 231H147V232H146ZM152 231H153V230H152ZM210 231H213V230L211 229ZM240 231H241V230H240ZM242 231H243V229H242ZM7 232H8V231H7ZM48 232H49V231H48ZM178 232L181 233L180 231H178ZM257 232H258V231H257ZM257 232H256V233H257ZM11 233H12V232H11ZM58 233H59V232H58ZM62 233H63V232H62ZM82 233H83V232H82ZM153 233H154V232H153ZM0 234H1V233H0ZM8 234H10V233H8ZM36 234H37V233H36ZM41 234H42V233H41ZM43 234H44V233H43ZM65 234H66V233H65ZM50 235H51V233L49 234V236H50ZM62 235H63V234H62ZM85 235H86V234H85ZM42 236H43V235H42ZM46 236H47V235H46ZM106 236H107V235H106ZM133 236H134V235H132L131 237H133ZM249 236H251V235H249ZM19 237H20V236H19ZM76 237H77V236H76ZM114 237H115V236H114ZM147 237H148V236H147ZM225 237H226V236H225ZM251 237L253 238L254 236H251ZM247 238H248V237H247ZM252 238H250V239H252ZM1 239H2V238H1ZM147 239L149 240V238H147ZM160 239H161V238H160ZM248 239H249V238H248ZM262 239H263V238H262ZM91 240H92V239H91ZM158 240H159V239H158ZM234 240H235V239H234ZM254 240H255V239H254ZM123 241H122V242H123ZM160 241H161V240H160ZM169 241H170V240H169ZM249 241H250V240H249ZM252 241H253V240H252ZM13 242H14V241H13ZM148 242H149V241H148ZM148 242H147V243H148ZM4 243H5V242H4ZM95 243H96V242H95ZM230 243H231V242H230ZM262 243H263V242H262ZM8 244H9V243H8ZM14 244H15V243H14ZM14 244H13V245H14ZM77 244H78V243H77ZM130 244H131V243H130ZM138 244H139V243H138ZM156 244H157V243H156ZM158 244H159V243H158ZM18 245H19V244H18ZM26 245H27V244H26ZM161 245H162V244H161ZM263 245H264V244H263ZM7 246H8V245H7ZM109 246H110V245H109ZM159 246H160V245H159ZM232 246H233V245H232ZM16 247H17V246H16ZM31 247H32V246H31ZM90 248H91V247H90ZM90 248H88V246L86 247V245L80 247V249H79L78 252H77V255L80 253V257H81V256H84V257H85V256L87 255L86 252H88V251L91 250V249H92V250L94 249V252H95V250H96V251L101 250V249L103 248V245L100 244V243H96L95 245L93 244V247H92L91 249H90ZM65 249H67V248H65ZM103 249H104V248H103ZM118 249H120V248H118L116 245H114V246H110V248H109V250H108V255H106V256L103 257V258H100V259H101L100 261H101L103 264H110V263H112L111 259L114 258L115 253L119 252ZM201 249H202V248H201ZM201 249H200V251H201ZM249 249H250V248H249ZM249 249H248V250H249ZM252 249H253V248H252ZM259 249H260V248H259ZM27 250H28V249H27ZM30 250H31V249H30ZM72 250H73V249H72ZM239 250H240V249H239ZM11 251H12V250H11ZM22 251H23V250H22ZM68 251H69V250H68ZM160 251H161V250H160ZM162 251H163V249H162ZM240 251H241V250H240ZM240 251H239V252H240ZM70 252H71V251H70ZM94 252H93V253H94ZM101 252H102V251H101ZM239 252H238V253H239ZM261 252H262V251H261ZM7 253H8V252H7ZM11 253H13V252H11ZM173 253H174V252H173ZM254 253H255V252H254ZM2 254H3V253H2ZM16 254H17V253H16ZM70 254H71V253H70ZM85 254H86V255H85ZM117 254H118V253H117ZM89 255H90V254H89ZM102 256H104V255L102 254ZM205 256H206V255H205ZM205 256H204V257H205ZM6 257H7V256H6ZM31 257H32V256H31ZM237 257H238V256H237ZM0 258H1V257H0ZM7 258H8V257H7ZM87 258H88V260H89V259H90V256H88ZM126 258H127V257H126ZM128 258H129V257H128ZM133 258H134V257H133ZM262 258H263V257H262ZM262 258H260V259H258V260H254V259H253L251 264H262V263L264 262V261H262ZM5 259H6V258H5ZM9 259H10V258H9ZM33 259H34V258H33ZM78 259H79L78 261L81 262V261H80V258H78ZM164 259H165V258H164ZM202 259H203V258H202ZM10 260H11V259H10ZM75 260H76V259H75ZM88 260H86L85 262L87 263ZM121 260H122V259H121ZM129 260H130V259H129ZM133 260H135V259H133ZM203 260H204V259H203ZM36 261H37V260H36ZM139 261H140V260H139ZM79 262H78V263H79ZM85 262H84V263H85ZM124 262H126V261H124ZM124 262H123V264H124ZM129 262H130V261H129ZM0 263H1V262H0ZM18 263H19V262H18ZM62 263H63V262H62ZM78 263H77V264H78ZM86 263H85V264H86ZM90 263H91V262H89L88 264H90ZM97 263H98V262H97ZM117 263H118V262H117ZM132 263H133V262H132ZM144 263H145V262H144ZM247 263H248V262H247ZM79 264H80V263H79ZM241 264H242V263H241Z\"/></svg>",
    "mask_w": 264,
    "mask_h": 264
}]
</instances>
